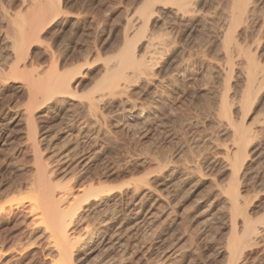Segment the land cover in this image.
I'll return each mask as SVG.
<instances>
[{
	"label": "rangeland",
	"instance_id": "obj_1",
	"mask_svg": "<svg viewBox=\"0 0 264 264\" xmlns=\"http://www.w3.org/2000/svg\"><path fill=\"white\" fill-rule=\"evenodd\" d=\"M22 1L23 0H2V1L0 0V2H1L0 7L2 6V8H0V10L4 11V12L0 11V18H2V19H0V30H1L0 32H2L0 34V75L2 77V80L4 79L3 81H1L2 84H4L3 82L6 83V81H7V83L5 85H1V82H0V194L2 192L4 193L3 195L2 194L0 195V196H2V197H0V208H3V206L5 208L3 210L4 212L2 210H0V213H1V215H0V218H1L0 219V249L5 248V250H9V252L11 250H14L16 247L19 249V250L17 248L15 249L16 251H18L17 253L14 250V253H16L17 256H16V254L14 256V253H12V255L9 254L11 257L13 256L14 258H17V259H15L16 261H14V264H18V263H20V264H26V263L27 264H32V263L33 264H35V263L36 264H40V263L41 264H52V260L54 259V252L51 250V248L49 246L46 247V244H47V242H45L46 235L43 233H40V232H42L41 231L42 228L39 227V225H37V224L32 223L33 225H36L38 227L34 228L32 226V229H31L32 224L28 223V222H30V219L25 217L26 215L24 214V211H23L26 207L25 205H27L26 202H29V199H30L27 196L28 199L26 198V201H25L24 200V198H25L24 193L26 191H28L27 187L30 185V180L33 179V177H32V175L34 174L33 172H35V169H34L35 166H32L33 165L32 162L34 161L33 160L34 156L31 155V154H33V152H32L33 151L32 150L33 144L32 143L30 144L31 141L28 140L29 139L28 137H30L29 136L30 133H29L28 128L25 127L26 126L25 123H27L26 122L27 120L26 121L24 120V114H23L25 112V108L28 104L27 103L28 98H27V92H26L27 91V89H26L27 88V81L31 77L34 79H37L35 77V75L38 76L36 74L38 71L41 72L40 73L41 76L43 75L45 78V74H47V73L50 74V72H48V71H50V70L52 71V69L55 67V65L57 64L58 61L60 62V66H59V62H58V67H61V65L63 64L62 68H60V70H62L65 67L62 71H66V70H67L66 72L69 71L68 76L70 77V79L71 78L73 79L75 77V79L72 80V82H73L72 92H75V93H73L74 94L73 100L75 99V101L73 103L68 102L67 105H64L65 107L61 111H58L57 109H54V110L51 109L50 110L48 108L49 106L46 105L47 108L45 107L44 110H48L47 114H46L47 117L46 118L44 117L43 119H40L39 121H37L36 127H37V129H39L38 134H37V138H39V140H40V138H44V136L45 137L47 136L46 137L47 139L45 141L46 142L48 140L52 141V142L50 141L51 143L48 141L50 146L52 145L51 148L48 149L47 152L44 151L45 152L44 155L42 153L43 157L46 159V162H50L49 160L52 161L53 159L57 158L66 149L75 148L76 145L74 142H72L70 144L68 141L66 143L64 140H62V138L64 139V137H65V135H64L65 134L64 133L65 132L64 131L65 130L64 129L65 124H67L66 126H68V124L69 125L72 124V121L75 122L78 118H84L83 115H85V114L87 115L85 110H83L80 105L77 106V102L79 103L80 101H82L86 97L87 93L92 92L94 90L93 88H96V85H98V83H99L98 81H100L101 77L103 76L101 74H104V70H105V68H104L105 64L104 63H106L105 60L107 58H111V55L113 56V54L119 49V47L122 46L124 35L127 32L131 31V29L132 30L134 29L133 28L134 25L132 22V17H133L132 15L135 13V11L139 7H141V4L144 2V0H56V2L57 1L60 2V4L58 3L59 5H56L57 7L60 6V8L58 7V11H57L59 13V15L57 12H51L53 15L49 13L50 15L48 14V17H46L47 16L46 15L45 16L46 18L44 17V19L41 20L43 22L39 21L38 22L39 25H38V23H36V25L39 26L38 27L39 32H35V30H34V32L36 34L38 33L37 35H39L41 37H39V39H37V40L33 39V42H32V40H31V42L28 40L27 44L24 45V47H23V50L21 53V58H20V61L22 60L23 62L27 63V67H26L27 69L26 68L22 69L23 70V72H21L22 74L19 73L17 75H13V77H12V75H10V72L7 71L8 69H6V68H9V64L12 60L11 59L12 57H10L9 42L7 41L10 39V37L12 38V32H11L12 29L10 31V28H12V27L8 25L11 22L8 23L7 19L9 18V21L10 20L15 21L16 18L14 20L13 19L14 16H12V15H14V13L16 15L20 11H21L20 12L21 14L23 12H26V9H27L26 7L30 4V2H28V1H31V0H26V2L24 0L23 2L27 3L28 5L23 3L24 4L23 6L21 4ZM54 2H55V0H54ZM18 4H20V5H18ZM205 4H207V6ZM212 6L214 8H211ZM216 7H219V8L216 9ZM22 9L25 11H23ZM201 9H202V11H204V12H202V14L205 13L203 15L200 13L202 17H204V15H206V14H207L206 17H208V16L211 17L210 19H209V17L208 18L205 17L206 20L204 19L205 22H203V23H205V24H203V26H205L206 27L205 29H208V30H205L203 28H196V27H194V28L192 27L190 29L192 35L196 36L197 38L200 39L199 43L196 45V47H198L199 49L201 47L200 52H199L198 48L197 49L195 48V51H194V49L189 51L188 48H185L180 43L181 34L179 33L178 29L173 30L174 32H172V30L169 31V29H168L169 25H166V24H165L166 27L164 25L160 24V25L154 27L155 29L153 28L152 25H149V27L152 26L153 29L151 27L150 28L148 27L149 31H150V29H151V31L154 30L155 33L156 32L159 33V31H160L161 33L158 34L160 36L162 33H163V37H164V34H165V37H169L171 35L172 39H171V37H169L171 41L167 40V38H165V37H164V39L161 38L162 36L161 37L159 36V37L161 38V40H167L168 41L167 48H169V47L175 48L176 52L174 54H171L169 52V55H172V58L174 57V60H175L174 66L177 65L178 63L182 62L185 59L183 62L188 63L190 65V67L192 68L191 71L187 74L186 79H182L181 77H179L178 83L180 82L181 85L184 83V85H182V87H184L186 89L183 90L184 88H182L180 84L178 85V87L177 86L175 87L174 85H172L170 89L166 90L165 94L169 95L171 92V94L168 97L172 96L173 101L170 98H167V95H164V97L166 96V98L164 99V97H163V99H164V100H162L163 104L161 103L159 105L162 109V114H167L168 110L171 107V110H169L171 113L168 112L170 115H177L176 113H178V115H180L179 116L180 120L183 117V119H182L183 121H181V123H182L181 126L183 125L184 121H186V123H184L185 125L182 126L183 128L180 127L179 130H176V129L173 130L172 129L173 127L170 124H168L169 126L168 125L165 126V124H167L165 122H161L162 123L161 124V123L154 121L153 123L151 122L152 124H149L150 125V126H148L149 129L143 127L142 129L139 128L140 131L136 129V131L133 130L130 132L129 130H125L126 128H124L125 131L122 130V126H120V125H122V119L118 117L119 116L118 113L113 114V116L111 115L110 116L111 118H110V117H108L109 115H106L107 114L106 111H103V112L101 111L102 113L99 112V114L101 113L103 115L105 112L106 114H104L103 117L106 115L105 117L108 119L107 120L105 118L106 120L104 119L102 121H101V118H103V117L99 116V114L97 115L98 116L97 118L99 119V121H101V122H99L101 125L100 126L101 127L100 138H103V137L104 138L101 140L103 143L99 140V144H98L99 145L98 148H99V150L101 149L102 154L100 153L99 157L97 159L93 160V162L88 167V172L90 173V176H91V174H92V176H95V177L100 176V177H98L99 182L101 181L100 179H102V177H103V179H102L103 182L101 181L102 183L100 182V184H102V185L105 184V186H107V184H108L110 186L115 187L117 184L116 187H119L118 184L121 183L120 186L122 184L123 185L130 184V186L133 187L132 189L135 188L134 186H136L137 183H140L138 181L140 177L145 178L144 176H147L148 180H149L148 181L149 186H150L149 189L152 188V191L158 190L159 192L158 191H157V193L155 192L157 195L155 194V196H153V198H151L152 200L149 199L150 204L148 202V198H147L148 196L147 197L144 196L145 191L141 190L139 192V194H140V195H138L139 200H140V196L143 198V202H142V198H141V201H139V203L143 205V210H144L143 216L138 220L136 219L137 218L136 216H132L133 220H131L130 223H128L125 227L128 230H129V228L131 230L127 231L126 234H124V236L122 238V240H125V242L130 243L129 245H131V246L128 247L129 251L127 250V252L124 253V255L122 252H120L119 250L114 249V248L105 250V249L99 247L95 250L88 251V253L85 251L86 252L85 254H82V253H84V251H78V254H77V252H75V254L73 255V257H74L73 261L76 260V261H74V264H95V263L101 264V263L105 262V259L108 256L113 257L114 254L116 256H114V258H113V261H112L113 264H153V263L154 264H170V263L171 264H228L229 257H228L227 252L230 251L228 245H229L230 240H233V232H231V229H230L232 221L230 218L231 216H230V211H229L230 210L229 205L226 204V198L224 197V195H222V197L219 196L220 192H218L219 191L218 188H220L222 185V187H223L222 189H225L230 183H232V174L229 172L230 169L228 171L224 168L225 164L221 163V162H223V160L220 157V153H222V150H220V148L221 149L224 148L225 145L229 146L230 141H228V140H230V138L227 137L226 135H224L222 133V131L219 132L220 130H222V128L219 125H217L218 122H215V120L212 116H209V114L206 115L209 120L207 119L205 121L206 116L203 115L202 113L207 114V112L204 111V107H203L202 111L199 112V110H201L202 107L195 106L196 109H194L193 104H191L193 101L192 99H194L196 97L195 92L197 94L199 89L203 88L204 91L206 90L205 91L206 93L210 92L209 94H211L214 91V90L213 91L211 90L212 84H213V87H215V89H216V85L212 82H215L214 80L216 79L215 67H216V63L219 62L218 59H220L219 58L220 55L217 53L218 50L214 48V43H215L214 39H216V34L219 31V29H216L217 27L219 28V25L217 24L219 22L217 21V19H219V18L221 19L222 16L220 13L223 14V10H221L222 9V2L220 0H218V1L217 0H215V1L214 0L213 1L212 0H206V2L200 7V10ZM213 9L215 11H213ZM219 9H220V12L218 11ZM5 10H6V12H5ZM206 10L207 11L211 10L210 14H209V12L206 13ZM216 11H218V12H216ZM54 13H57V15H55ZM213 13H215V15ZM6 15L7 16L9 15L8 18ZM23 15H24V13H23ZM51 15H52V17H51ZM4 17L6 18V22L8 24L5 22ZM130 18H131V20H130ZM156 18H158V17H156ZM207 19H208V21L210 20L212 23H210V21L208 23ZM211 19L212 20L214 19L213 20L214 24L217 25L216 28H214L215 25H213V21ZM3 20H4V22H3ZM13 21H12V23H13ZM216 21H217V23H215ZM41 23H43V24L41 25ZM130 23H132V24H130ZM161 26H163V27L161 28ZM209 26H210V28H209ZM130 27H132V28H130ZM36 28L37 27H34V29H36ZM165 28L169 31V33H170L169 36H167L169 33L167 32V30ZM213 28H214V31L217 30V32L212 31ZM202 29H203V32H201ZM157 30H159V31H157ZM7 31H8V33H7ZM36 31H37V29H36ZM149 31H147V33H149ZM254 31L255 32H253V31H249L250 33L247 32L246 35L248 36V38L245 35L244 40L249 39L251 37L252 40L249 39L250 41L256 40L258 42L257 43L256 41H254V42H256L257 45L255 44L256 47L254 45V48H252V49L254 51L256 50L255 52L253 51V54H256L257 60L259 59V55H260V60L258 62L259 63L261 62V66H262L264 64V48H263L264 47L263 46L264 40H261V41H263V42H261L260 39L264 35V32L262 31V33H260L261 31H258V30H254ZM164 32H167L168 34L164 33ZM207 32H208L209 36H207L208 35ZM177 33H178V36H177ZM255 33L257 36L255 35ZM211 34L214 36H212ZM260 34H261V36H260ZM158 35L157 36L155 35V36L158 37ZM175 36H177L178 39H176ZM204 36H206V37L203 38ZM255 36L258 38L255 39ZM6 37H9V39H7ZM140 37L142 38V40ZM207 37H209V38L212 37L214 39L212 40V38L209 39ZM262 39H264V38H262ZM138 40H140L141 44L146 43V41H145L146 38H144L142 34L139 35ZM143 40H144V42H143ZM206 40H208L210 43ZM249 40L248 41L245 40V41L251 45L252 42H250ZM170 42H172L173 44L172 45L169 44ZM203 43L205 46H200ZM258 44H260V45H258ZM176 45L179 47H173ZM180 46L182 49L180 48ZM207 46L209 49L207 48ZM190 47L191 46L189 45V48ZM204 48L206 50H208V52ZM210 49H214L215 51L211 50L209 53ZM89 50H91V51H89ZM169 50H170V48L167 50V52ZM83 51H85V52H83ZM188 51L190 53H188ZM55 52H57V53H55ZM261 52H262V54H260ZM165 54L162 56V59L169 56V55H167L168 53L166 55ZM178 54H180V56ZM189 54L191 55V57H188V56H190ZM217 54H218V57L216 56ZM212 55H213V57H212ZM51 56H52V59L55 57L56 60H54V59L51 60ZM7 58H10L11 60L8 61L9 59L7 60ZM97 58H99V59L97 60ZM178 58H179V60H178ZM182 58H184V59L182 60ZM100 59H101V61H100ZM197 59H198V62H197ZM204 59H205V63L202 62V61H204ZM206 59L210 60V63ZM211 59L214 61H211ZM7 61L9 62L8 65H6ZM51 61L52 62L54 61V63L51 64ZM84 62H86L88 64H86V63L84 64ZM162 62L163 61H161L158 66H160V64L162 66ZM192 63H193V65H192ZM196 63H198V65ZM212 63L214 65H212ZM199 64H201V65H199ZM207 64H208V66H207ZM80 65H82V66H80ZM83 65H84V67H83ZM202 65H203V68H202ZM174 66H173V68L170 67L169 70L172 71V69L174 70L175 68H177V66L176 67H174ZM205 66L208 68L210 66L209 70ZM43 69H44V71H43ZM55 69H53V70H55ZM193 69H194V72H193ZM202 69H204V70H202ZM205 69H207V70H205ZM45 70H46V72H45ZM1 71L3 72V74ZM34 72H36V73H34ZM39 72H38V74H39ZM203 73L205 74L206 77H208V78L211 77V79H213V80H211V79L209 80L208 78H206ZM71 74H73V75H71ZM6 75H10L9 76L10 79ZM4 76H6L8 79ZM41 76H38V77L42 78L43 76L42 77ZM47 76H48V74H47ZM19 78L21 79V82H20ZM180 79L183 80V83H181L182 81ZM189 79H190V81H189ZM191 79H193V80H191ZM206 79H207V81H206ZM192 83H194V84H192ZM201 83H202V86L200 87ZM206 84L207 85L209 84L208 85L209 87ZM197 85L199 88L197 87ZM21 86H22V88H21ZM173 86H174V88H173ZM186 86H188V88ZM24 87H25V89H24ZM205 87L206 88L208 87V88L204 89ZM91 88H92V90H91ZM171 89H173V90L171 91ZM176 89H177V91H179L178 93L180 94V96L182 98L178 99V97H176V95H173L175 93H172V92H174ZM191 89H193V90H191ZM260 89L258 91V94L261 97L259 99L260 102L258 100L257 106L252 110H249V111L247 110V111H244L243 113H240L241 116L238 114L239 117L237 116L238 118H236V120L239 119L238 122L243 123L244 126L248 130H250L252 132L255 131L256 136L258 135L257 139L255 138L256 137L255 136L253 139L254 141L251 142L253 144H251L252 146L250 145V147L247 151V155L249 154L248 157L246 155V167H247V169L249 167L250 168H249V170L246 171L245 179H243V180L240 179L241 181L239 180L237 182V185L240 183L238 187H239L240 192H241V198L243 197L242 198L243 203L244 204L246 203L245 205L243 204L244 211L246 210L244 212V214L247 216L248 219L255 221L256 225L264 227V221H263V219H264L263 218L264 217V141H262V140H264V131H263L264 130V121H263V119H264V117H263L264 116V83L262 84V87H260ZM89 90H91V91H89ZM209 90H211V91H209ZM184 92H186V93H184ZM182 93H183V95H182ZM89 94L90 93H88V95ZM185 94H186V96H185ZM193 94L195 97L192 96ZM79 96L81 97V99H77V97H79ZM173 96H175V98ZM189 97H193V98H189ZM176 98L178 99V101L175 100ZM151 100H150V98H148L147 99L148 102L147 101L146 102L147 103L150 102L149 104H152L153 101H151ZM174 100H175V102H174ZM168 101H170L171 103ZM182 102H183V104H182ZM188 102H190V103H188ZM69 104H71V106ZM73 104L75 105V108H74ZM164 104H167V105L163 106ZM171 104H172V106H171ZM173 104H174V106L176 104V106H179L180 108L183 106V108H185L186 110L181 108V110L178 111L179 107L176 108V110H174L176 106L174 107ZM187 104H190V106ZM162 106L165 109L162 108ZM166 106L169 108H167ZM188 106H189V109L187 108ZM21 107H23V108H21ZM76 107H78V108H76ZM198 107H200V108H198ZM65 109L66 110L68 109L70 111L67 112ZM80 109L84 113L82 111H80ZM182 109H183V111H182ZM197 109H198V111H197ZM71 110H72L73 114H70ZM189 110L193 111V113L191 112L192 117H193V121H192V118H189V117H191V116H189V114H190ZM165 111H167V112H165ZM179 112H183V113H179ZM194 112L196 114H194ZM81 113L83 115L78 116L79 114L81 115ZM119 113L122 114L121 111ZM184 113L188 114V115L186 116V115H184ZM182 114H183V116H182ZM200 114L203 116H200ZM115 115L117 116V118H115ZM198 115H199V119H197ZM60 118H62V119H60ZM162 118H163V116H162ZM188 118H189L190 122L192 121L191 124H190V122H188V120H187ZM118 120H120V121H118ZM212 120H214V121H212ZM119 122H121L120 125H119ZM187 122H188V124H187ZM193 122H195V123H193ZM163 123H165V124H163ZM202 123H203V125H201ZM205 123L206 124L208 123V124L206 125ZM209 123L212 125H210ZM116 124H118V125H116ZM156 124L161 126V127L157 126L159 128L158 129L156 127ZM192 124L193 125L195 124V126H196V124H197V126H199V124H200L201 126H199L197 128L195 126H192ZM62 125H63V127H62ZM186 125L188 126V128ZM261 126H262L263 130H262ZM39 127H41V128H39ZM103 127H104V129L102 131ZM105 127H106V129H105ZM170 127H172V128H170ZM211 127L214 129H212ZM155 128H156V130H155ZM206 128H209V130L208 129L206 130ZM216 128H220V130L217 129V131H216ZM62 129H64V130H62ZM120 129H121V131H120ZM185 129H187V130L185 131ZM61 130H62V132H61ZM106 131H108V132H106ZM119 131H120V133H119ZM134 131H135V133H133ZM146 131L148 133H146ZM157 131H158V133H157ZM27 132H28V134H27ZM122 134H124V135H122ZM206 134H207V136H206ZM125 135L128 139L125 137ZM223 135L225 138H223ZM135 136H136V138H135ZM139 136H141V137H139ZM158 136H159V138H157ZM139 138H140V140H138ZM226 138H228V139H226ZM210 139H212V140H210ZM218 139H220V141H218ZM224 139H225L224 143L229 142V144H224L223 147H221L222 146L221 144L223 143ZM155 140L157 141V143ZM214 140L219 142V143L222 140L223 141L221 142V144H218L217 142H216L217 143L216 144L214 142ZM226 140H227V142H226ZM257 140H259V141H257ZM45 141H42V144L40 143V145H39L40 148H44ZM114 141H116V142L114 143ZM198 141H199V143H198ZM27 142H28V144H27ZM159 142L161 145L159 144ZM171 142H172V144H171ZM211 142L214 144H212ZM173 143L175 144V146H178V147H175ZM254 143L256 144V146ZM113 144H114V146H113ZM64 145H66V146H64ZM133 145H136V146H133ZM212 145H214V147ZM217 145H219V147ZM59 146H62V147H59ZM115 146H116V148H115ZM181 146H183V147L181 148ZM197 146L199 147L200 150L198 149ZM104 147H105V149H104ZM121 147H123V148L125 147V148L123 149ZM53 148H55V149H53ZM79 149H81V148H79ZM139 149L142 151H140ZM136 150L138 151L140 156H137L139 154H137ZM133 151L135 153H133ZM250 151L251 152L253 151V152L250 153ZM103 152H104V154H103ZM148 152H149V155H146V153H148ZM152 152H155V153H153V157L156 156V153H157V155H159V154L161 155V157H160V155L156 156V157H160L162 160H164V162H165L164 165L166 164V162L169 159H171V160H169L168 163L172 164L174 162L175 165H173V164L169 165V167L171 169V174L167 173V171H166V165L167 164L165 165V167H164V165L162 166L165 168L164 169L165 172L163 170H162L163 172L160 171L161 169H163L162 167H161V169H159V171H160L159 172V171H157V169H158L157 166L155 164L149 162V159L151 158L150 155H152ZM53 153H54V156H53ZM121 153H124V154L121 155ZM189 153H190V155H189ZM57 154H59V155H57ZM144 154L147 157L148 156L149 157L146 158L144 156ZM141 155H143V156H141ZM164 155H166L167 157L166 156L163 157ZM49 156H52V158L50 159ZM134 156H135V159H134ZM171 156H172V158H171ZM138 157H140V159ZM142 157H144V160ZM47 158H49L48 161H47ZM131 158H132V160H131ZM166 158H168V160ZM247 158H248V160H247ZM128 159L130 160L129 163L127 161ZM177 159H178V161H177ZM211 159L213 160L212 162H210ZM203 160H205L204 163L202 162ZM30 161H32V162H30ZM144 161H146V162H144ZM184 162H186V163H184ZM33 163H35V161ZM193 163H194V165H193ZM69 164L71 167L69 166ZM69 164L66 163V164H62V165L60 164L59 165V167L61 166L60 168H63L64 166H65L64 168H66V166H67V168L65 170L64 169L59 170V171H62V172H59V175L61 174L59 178H61V179L63 178L64 174L67 172L66 175L64 176V179H62L64 181L69 180V178L71 177L70 174H72V172L74 170L72 168L75 167L76 162H70ZM140 164L141 165L143 164V165L141 166ZM176 164L178 165L179 168L177 167ZM105 165H106V167H105ZM114 165H116V166H114ZM220 165H221V167H220ZM222 165H223V167H222ZM184 166L185 167L190 166V167L184 168ZM192 166H194V168L195 167L196 168L194 169ZM131 167L133 169H131ZM172 167L173 168L175 167V169H176L175 172H174L175 169L173 170ZM118 168H119V170H118ZM144 168H145V170H143ZM155 168H156V172H154ZM180 168H181V171H179ZM91 169L93 171H91ZM98 169L100 170V172L101 171H103V172L99 173ZM115 169H116V171H115ZM189 169L190 170L194 169L195 171L192 172L193 170L189 171ZM94 170H96V171H94ZM145 171H146V173H145ZM148 171H150V172H148ZM69 172H71V173H69ZM188 172H192V173H188ZM68 173H69L70 177H69V175H67ZM96 173H97V175H96ZM102 173H104V174H102ZM154 173H156L157 175ZM162 173L165 175V177H164V175L161 176ZM195 173H198V174H195ZM67 177H68V179H67ZM197 177H199V179ZM135 178H137L138 180L137 179L135 180ZM165 179H167V181H164ZM27 180H28V183L25 182ZM123 180H124V182H123ZM214 180L216 183L214 182ZM96 181H95V183H96ZM104 181H106V182H104ZM20 182L21 183L23 182L22 186L20 185ZM129 182H131V183H129ZM31 183H32V181H31ZM174 183L176 185L177 184L178 185L176 186ZM15 184L17 186L19 185L18 188ZM25 184H27V187H25L26 186ZM216 186H218V187H216ZM24 187H25V190H23ZM165 188H167V189H165ZM179 188H180V190H179ZM160 190L163 193L160 192ZM6 194H8V195H6ZM26 194H27V192L25 193V195ZM160 194H162V196ZM5 195H6V197L9 196L8 199H6ZM169 195H170V197H168ZM20 196H24V197H20ZM162 197H163V199H162ZM3 200L6 202H4ZM22 200H24V201H22ZM3 202L6 206L3 204ZM9 202H11L13 204H11V203L8 204ZM24 202H25V204H24ZM21 203H23V204H21ZM165 203H167L168 205ZM7 205L13 209L11 210V208L7 207ZM11 205H13V206H11ZM21 205H24L23 206L24 209H22L23 207ZM158 206H159V208H158ZM21 209H22V212H21ZM5 210H6V212H9V213L6 214ZM165 210L167 212H165ZM144 214H145V218H144ZM149 215H151L152 217ZM153 215H155V217ZM2 216H3V218H2ZM150 217H151V220H150ZM152 218H153L154 222H153ZM240 218L242 219V216H239V219ZM94 219H93V221H94ZM141 221H143V222H141ZM256 221H259V222L257 223ZM94 222H96V220ZM132 222H133V225L136 224V225H134V228H132L133 227ZM146 222L149 224H147ZM150 223H151V225H150ZM144 225H146L147 229ZM135 226L138 228H136ZM143 230H145V231H143ZM131 233H133V234H131ZM40 235L42 236V238ZM141 235H143V236H141ZM129 236L131 238L132 237H134V238H132L131 241H130V239L128 241V238H130ZM141 237L143 238V240ZM24 240L26 243L24 242ZM5 242H7L6 243L7 245L5 244ZM22 242H23V244H22ZM3 243H4V246L2 247ZM10 243H11V245H10ZM12 243H14V244H12ZM30 243H32V244L29 247ZM262 243L264 244V242L261 241V242L255 243L253 247H251L253 244L251 246H249L246 249V253L244 251V253L246 255L245 256H244V254L242 255L243 258L241 257L242 258L241 261L245 260L246 262L244 261L243 262L244 264H247V263L248 264H254V263L255 264H264V254H263L264 253V245ZM19 244L22 246V248L24 250L21 248V246ZM9 245H10V249H8ZM25 245H26V247H23ZM134 245H136V246H134ZM13 247H15V248H13ZM19 247L23 250V252L20 251ZM29 248H31V249H29ZM49 249H50L51 253H50ZM25 250H26V252H25ZM249 250H251V251H249ZM36 251H37V253H36ZM20 252H22V253L20 254ZM40 252H42V254ZM128 252L129 253L131 252V253L129 254ZM47 256H48V258H47ZM98 256H99V258H98ZM51 257H52V260H51ZM121 257L123 258V260L121 259ZM124 257L126 259H124ZM116 258L119 259L120 261L117 260ZM165 258L166 259L168 258V260H166ZM247 258H248V261L246 260ZM161 259H163L165 261H163ZM78 260H79V262H78ZM255 260H256V262H255ZM53 261H55V260H53Z\"/></svg>",
	"mask_w": 264,
	"mask_h": 264
},
{
	"label": "bare ground",
	"instance_id": "obj_2",
	"mask_svg": "<svg viewBox=\"0 0 264 264\" xmlns=\"http://www.w3.org/2000/svg\"><path fill=\"white\" fill-rule=\"evenodd\" d=\"M23 1L21 3L22 6L24 4H27V3H25L26 0H25V2H23ZM220 1L222 2V9L221 10H223V14L220 13L221 16H222L221 19L219 18L220 16L217 14L219 16L218 17L219 19H217V21L219 23H217V21L215 22V23H217L219 25V28L218 27L216 28L217 25L214 24V21H213L216 17L213 20L211 19L213 21V25H215L214 28L219 29L218 32H217V30L214 31V28H213V30L211 29L212 31L217 32L216 39H214L212 37L211 38H212V40L213 39L215 40L214 48L218 50V52L217 51L216 52L220 55L219 56L220 59H218L219 62L216 63V67H215V69H216V79L214 80L215 82H212V83H214L216 85V89H215V87H213V84H212V89L211 90L212 91L214 90V91L211 94H209L210 92L209 93H206L205 92L206 90L204 91L203 88L199 89V91L197 90L198 93L196 94V92H195L196 97L194 96V94L192 95L195 98L192 99L193 101L191 100L192 101L191 104H193L194 109H196L195 106L202 107L201 110H199V112L202 111V109L204 107V111L207 112V114H204V113H202V114L205 115V116L208 115V114H209V116H212L214 118L215 122H218L217 125H219L222 128V130H220V128H216V131H217V129H219L220 130V131L218 130L219 132L222 131V133L224 135H226L227 137L230 138V140H228V141H230V145L229 146L225 145L224 148H222V149L220 148V150H222V153H220V157L223 160V162H221V163L225 164L224 168L226 170H228V171L230 169L229 172L232 174V183H230L225 189H222L223 187L221 185V187L218 188L219 189L218 192H220V194H221V195L219 194V196L222 197V195H224V197L226 198V204L229 205V209H230L229 211H230V216H231L230 218H231V221H232L231 228L230 229H231V232H233V240H230L229 245H228L229 250H230V251H228L229 253L227 252L228 257H229L228 264H244L243 262L245 260L241 261V259L243 258V256H242L243 254H244V256L246 255L245 254L246 253V249L249 246H251L254 242L255 243L261 242V241L264 242V227L256 225L255 221H253L251 219H248L247 216L244 214V212L246 210L244 211V206H243L244 203H243V200H242L243 197L241 198V192H240V189L238 187L240 183L237 185V182L240 179H242V180L245 179V177H246V171L249 170V168H250L249 167L247 169V167H246V155H247V151H248L250 145L253 144L251 142L254 141L253 139L256 136V133H255V131L252 132V131L248 130L244 126V124L243 123H239L238 122L239 119L236 120V118L239 117L238 114L240 115V113H243L244 111H247V110L249 111V110L254 109L257 106L258 100L261 97V96H259L258 91H259L260 87H262V84L264 83V66H263L264 64L261 66V62L260 63L258 62L260 60V55H259V59L257 60L256 59V54H253V51L254 50L252 48H254V45L256 44L257 41L256 40H254L256 42L250 41L249 39L252 40L251 37L249 39H245L247 41L249 40L250 42H252L251 45H250L248 42H246L244 40V36L249 31L255 32L254 30H258V31H261L260 33H262V31L264 32V0H220ZM28 2H30V4L29 5L27 4L28 5L26 7L27 9L25 8L26 9V12H23L24 15H23V13L22 14L20 13L21 11L19 13L17 12L18 14H16V15H15V13H14V15H12V16H14V18H13L14 20L16 18L15 21L12 20L13 23H12L11 20L9 21V18H8L9 15L8 16L6 15L7 18H8L7 19L8 23L11 22L12 24L11 23L8 24L6 22V18L4 17L5 22L9 26L12 27V28H10V31L12 29V31H11L12 32V38L10 37V39H9V37H6L7 39H9V40H7V39L6 40L9 42L10 50L9 49L8 50L10 51V57H12L11 58L12 60L10 58H7V60L9 59L8 61L11 60V62H10V64H9L8 61L6 62L7 64L5 63L6 65L9 64V68H6V69H8L7 71L10 72V75H12V77H13V75H17V74L23 72L22 69H25L27 67V63L26 62H23L22 60L20 61L21 53H22V50H23L24 45L27 44V41L28 40L30 42L32 40V42H33V39H36L37 40V39H39V37H41V36L37 35L38 33L37 34L35 33V32H39L38 31V29H39L38 28L39 27L38 26L39 25L38 22L41 21V20H43L46 15H47L46 17H48V14L49 13L52 14L51 12H57L58 11V7L60 8V6H58V7L56 6V5H59L60 4V2H58V1L56 2V0H55V2H54V0H31V1H28ZM205 2H206V0H144V2L141 4V7H139L135 11V13L132 15L133 16L132 17V22H133V25H134L133 26L134 29L133 30L131 29V31L127 32L124 35L123 42H122V46L119 47V49L116 51L117 53L115 52L113 54V56L110 54L111 55V58H107L108 60L107 59L106 60L104 59L106 61V63H104L105 64V67H104L105 70H104V74H101L103 76L102 77L100 76L101 77L100 81L97 80L99 82L98 85H96V88H93L92 87L94 90L92 92H88L90 94L88 95V93H87L88 96L86 95V97L82 101H80L79 103L77 102V106L80 105L81 108L83 110H85V112L87 113V115L86 114L83 115L82 113H81V115L79 114L78 116H82L83 115L84 118H78L75 122L72 121V124H70V125L68 124V126H66L67 124H65V128H64L65 130L62 129V130L65 131L64 132L65 133L64 134L65 137H64V139L62 138V140H64L66 143L68 141L70 144L72 142H74L75 145H76L75 148H69L68 147L69 149H66L61 155L57 154L59 156L57 158L53 159L52 161L49 160V158L51 159L52 156H49V158H47V161L49 160L50 162H46V159L43 157V155L45 153L44 151L47 152V150L51 148L52 145L50 146V144H49V142L51 140H48L49 142L48 141L46 142L45 140L47 139L46 138L47 136L46 137L44 136V138H40V140H39V138H37V134H38V130H39L36 127L37 121H39L40 119H43L44 117L45 118L47 117L46 114H47V111L48 110H44V108L46 107V105L49 106L48 108L50 110L51 109L52 110L57 109L58 111H61L62 109H64V107H65L64 105H67L68 102H72L73 103L75 101V99L73 100V96H74L73 93H75V92H72V84H73L72 80H74L75 77L73 79L72 78L70 79V77L68 76V72L69 71L66 72L67 71L66 69H65L66 71H62L65 68L64 66H63L64 68L62 70H60V68H62V65L63 64L61 65V67H58V62H59L58 61L57 64L55 65V67L52 65L54 67V68L53 67L52 68L53 69L56 68V69L55 70L52 69V71L51 70L48 71V72H50V74L47 73L48 76H47V74H45V78H44L43 75H42L43 77L41 76V74H40L41 72L38 71L39 72V74H38V72L36 71L37 73L36 72H34V73H36L38 76H41L42 78H40V77H38V76H36L34 74L37 79H34L32 77L30 79H28V81H27V88H26L27 89L26 92H27V98H28V102L27 103L28 104H27V106L25 108V112L23 114H24V120L25 121L27 120L26 121L27 123H25L26 126L25 125L24 126L26 128H28L29 133H30L29 134L30 137H28L29 138L28 140L31 141L30 144L31 143L33 144L32 145V147H33L32 150L33 151L31 150L33 152V154H31V155L34 156L33 160L35 161V163H33L34 161L33 162L30 161V162H32V164H33L32 166H35V168H34L35 169V172H33L34 174L32 175L33 179H31V180L29 179L30 180V185L27 187V184H25L26 185L25 187L28 188L27 189L28 191H26L27 192L26 195H25L26 192L24 191L25 192L24 193V196H25L24 200L26 201V198L28 199V197H29L30 198L29 199V202H26L27 205H25L26 206L25 209L23 207L24 205H21V206L23 207L22 209H24L23 211H24V214L26 215L25 217H27V218L30 219V222H28V223H30V224L34 223V224L39 225V227L42 228V230H41L42 232H40V233H43V234L46 235V240L44 239L45 242H47L46 247L49 246L51 248V250L54 252V259L53 260H55V261H53L52 260V257H51L52 264H74V261H76V260L73 261V258H74L73 255L75 254V252H77V254H78V251H84V253H82V254H85L86 252L88 253V251L95 250V249H97L99 247H101V248H103L105 250L113 249L114 248V249H117L120 252H122L123 255H124V253L127 252L128 247L131 246V245H129L130 244L129 242L128 243L125 242V240H122V238H123L124 234H126L127 231H130L131 230L129 228L130 226L128 227L129 230L127 228H125V227H126V225L128 223H130L131 220H133V217L132 216H136L137 217L136 218L137 220L140 219L143 216V211H144L143 210V205L139 203V201H141V198L142 197L140 196V200H139V198H138V195H140L139 192L141 190L142 191H145L144 196H146V197L148 196L147 198H148V202H149V199L153 198V196H155V194L157 193L158 190L157 191L156 190L152 191V188L149 189L150 186H149V182H148L149 180H148V177L147 176H144L145 178H141L140 177L139 180L137 178H135V180L137 179L140 183H137V185L134 186L135 187L134 189H132L133 187H131L130 184H128L129 186L127 184H126L127 186L126 185H123V184L120 186L121 183L118 184L119 187H116L117 184H116L115 187L114 186H110L108 184H107V186H105V184L104 185L100 184V182L102 181L103 177H102V179H100L101 181L99 182V178L98 177H100V176H98V177L96 176L98 179L95 176H92V174L90 176V173L88 172V167L93 162V160H95V159H97L99 157V155L101 153V149L99 150V148H98L99 147V145H98L99 144V140L101 141L104 138V137L103 138H100V130H101V127L100 126L101 125H100L99 122H101L102 120H104L106 118L105 117L106 115H109L108 117H110L111 115L113 116V114H115V113L117 114L118 113V115H119L118 117L122 119V125H120L121 122H119V125L122 126V130H124V128H126L125 130H129L130 132L133 131V130L136 131V129L140 131L139 128L142 129L143 127L148 128V126H150L149 124H152L154 121L155 122H158V123L165 122V123H167V124L163 123V124H165V126L168 125V124H170L173 127V128L172 127H170V128H172L173 130L174 129L179 130L180 127H182V126L185 125L184 123H186V121H184L183 125L181 126V124H182L181 121H183L182 120L183 117L180 120V118H179L180 115H178V113H176L177 115H170L169 114V113H171L169 111V110H171V107L169 105L168 106L170 107V109L169 110L167 109L169 113L167 111H165V112H167V114H162V109L159 106L161 103L163 104V101L162 100H164L166 98V96L164 97V95H167V98H170L173 101L172 96L171 97H168L171 94V92H170L169 95L168 94H165L166 93V90L167 89H170L172 85H174L175 87L176 86L178 87V85L180 84V82L178 83L179 77H181L182 79H186L187 74L192 69L188 63L183 62L185 60L184 58H182V60L184 59L182 62H180V63H178L177 65L174 66V64H175L174 57L172 58V55H169V52L171 54H174L176 52V50H175V48L169 47L170 50L167 52V50L169 49V48H167V44H168V41L167 40H170L169 37H171L169 31L172 30V32H174L173 30H177L178 29L179 33L181 34L180 43L185 48H188L189 51H191L192 49H194V51H195V48L196 49L198 48V47H196V45L199 43V40L200 39L197 38L196 36H193L192 33H191V31H190V29L192 27L193 28L194 27H196V28H203V29L206 28L205 26H203V24H205L203 22H205V20H206L205 17L207 16V14L204 15V17H202L201 14L204 11H202V9L200 10V7ZM18 5H20V4H18ZM205 5L207 6V4H205ZM219 7H216V9L219 8ZM0 8H2V6ZM211 8H214V7L212 6ZM0 11H2V10H0ZM23 11H25V10H23ZM213 11H215V10L213 9ZM218 11L220 12V9ZM218 11H216V12H218ZM2 12H4V11H2ZM5 12H6V10H5ZM208 12L210 14L211 10L210 11H207L206 10V13H208ZM57 13H54V14L57 15ZM215 13H213V14L215 15ZM203 14H205V13H203ZM52 15H51V17H52ZM58 15H59V13H58ZM156 17H158V18H156ZM208 17H206V18H208ZM210 18L211 17H209V19ZM0 19H2V18H0ZM130 20H131V18H130ZM207 21H208V19H207ZM209 21H208V23H209ZM3 22H4V20H3ZM41 22H43V21H41ZM36 23H38V25H36ZM210 23H212V22L210 21ZM42 24L43 23H41V25ZM130 24H132V23H130ZM160 24H162L164 26H165V24L166 25H169V27H168L169 31L165 28L169 34L167 32H164V33H167L168 34L167 36L170 35L169 37H165V34H164V37L167 38V40H161V38L164 39V37H163V33L161 34L162 37L160 35H158L159 33H161L159 30H157V31H159V33H157V32L155 33L154 30L151 31V29H150V31L148 30L150 27L152 28V26H153V28H154V27H156V26H158ZM149 25H152V26L149 27ZM34 27H37L36 28L37 31H36V29H34ZM162 27L163 26H161V28ZM130 28H132V27H130ZM209 28H210V26H209ZM203 29L201 30V32H203ZM34 30H35V32H34ZM205 30H208V29H205ZM147 31H149V33H147ZM1 33L2 32H0V34ZM7 33H8V31H7ZM141 34L143 35L144 38H146V40H145L146 43L145 44L142 43L143 45L141 44L140 40H138V37ZM207 34H208V32H207ZM155 35L156 36L158 35V37H156ZM255 35H256V33H255ZM177 36H178V33H177ZM177 36H175L176 39H178ZM207 36H209V34ZM212 36H214V35H212ZM256 36H255V39L258 38ZM260 36H261V34H260ZM263 36H262V38H264ZM205 37L206 36H204L203 38H205ZM207 38H209V37H207ZM211 38H209V39H211ZM247 38H248V36H247ZM262 38L261 39L259 38L260 41L261 40H264ZM171 39H172V37H171ZM141 40H142V38H141ZM208 40H206V41H208ZM143 42H144V40H143ZM261 42H263V41H261ZM169 44L172 45L173 43L170 42ZM189 45L191 46L190 48H189ZM256 45H255V47H256ZM258 45H260V44H258ZM200 46H205V45L203 43ZM263 46H264V44H263ZM173 47H179V46L176 45V46H173ZM180 48H181V46H180ZM207 48H208V46H207ZM200 49H201V47H200ZM200 49L198 48L199 52H200ZM211 50L215 51L214 49H210L209 50V53H210ZM89 51H91V50H89ZM189 51H188V53H190ZM206 51L208 52V50H206ZM57 52H55V53H57ZM83 52H85V51H83ZM165 53L166 54L168 53L167 55H169V56H167L164 59H162V56ZM218 54L216 55L217 57H218ZM260 54H262V52ZM178 55L180 56V54H178ZM188 57H191V55L188 56ZM212 57H213V55H212ZM53 59L56 60L55 57ZM53 59H52V56H51V60H53ZM98 59L99 58H97V60ZM178 60H179V58H178ZM206 60H208V59H206ZM100 61H101V59H100ZM161 61H163V62H162V66L160 64V66H161L160 67L158 65H159V63ZM208 61L210 63V60H208ZM211 61H214V60L211 59ZM197 62H198V59H197ZM202 62L205 63V59ZM52 63H54V61L53 62L51 61V64ZM85 63L86 62H84V64ZM193 63H192V65H193ZM213 63H212V65H214ZM86 64H88V63H86ZM196 64L198 65V63H196ZM201 64H199V65H201ZM203 65H202V68H203ZM59 66H60V62H59ZM80 66H82V65H80ZM173 66L174 67L177 66V68H175L173 70L172 69ZM207 66H208V64H207ZM210 66H209V68H210ZM83 67H84V65H83ZM170 67H172L171 68L172 71L169 70ZM206 68L209 70L208 67H206ZM207 69H205V70H207ZM202 70H204V69H202ZM43 71H44V69H43ZM3 72H2V74H3ZM45 72H46V70H45ZM193 72H194V69H193ZM10 75H6V76L9 77ZM71 75H73V74H71ZM6 76H4V77H6ZM204 76H205V74H204ZM206 78H208V77H206ZM9 79H10V77H9ZM208 79L210 80L211 77L208 78ZM3 80H2V77L0 75V82L3 81ZM191 80H193V79H191ZM211 80H213V79H211ZM181 81H182L181 83H183V80H181ZM189 81H190V79H189ZM206 81H207V79H206ZM20 82H21V79H20ZM3 83L4 84H2V82H1V85H5L7 83V81H6V83L5 82H3ZM192 84H194V83H192ZM182 85H184V83ZM182 85H181V87H182ZM174 86H173V88H174ZM201 86H202V83H201L200 87ZM25 87H24V89H25ZM186 87L188 88V86H186ZM197 87H198V85H197ZM21 88H22V86H21ZM92 88H91V90H92ZM182 88H184V87H182ZM207 88L205 87L204 89H207ZM185 89L186 88H184L183 90H185ZM91 90H89V91H91ZM172 90L173 89H171V91ZM191 90H193V89H191ZM211 90H209V91H211ZM178 92L179 91H177V89H176L172 93H175L173 95H176V97H178V99H180L182 97L180 96V94ZM184 93H186V92H184ZM182 95H183V93H182ZM185 96H186V94H185ZM163 97H164V99H163ZM173 97L175 98V96H173ZM148 98H150V100L152 99L151 100V101H153L152 104H149L150 102L147 103L148 102L147 101ZM189 98H193V97H189ZM77 99H81V97L79 96V97H77ZM178 99L176 98L175 100L178 101ZM175 100H174V102H175ZM168 102H170V101H168ZM259 102H260V100H259ZM188 103H190V102H188ZM71 104H69V105L71 106ZM182 104H183V102H182ZM165 105H167V104H164L163 106H165ZM187 105L190 106V104H187ZM163 106H162V108H164ZM171 106H172V104H171ZM173 106H174V104H173ZM175 106H176V104H175ZM189 106L187 107L188 109H189ZM169 107H167V108H169ZM178 107L179 106H176L174 110H176V108H178ZM200 107H198V108H200ZM21 108H23V107H21ZM74 108H75V105H74ZM76 108H78V107H76ZM181 108H183V106ZM181 108L179 107V110L178 111H180ZM183 109H185V108H183ZM183 109H182V111H183ZM66 111L68 112L70 110L67 109ZM80 111H82V110L80 109ZM101 111L102 112L103 111H106L107 114L104 112V114H106V115L103 117L104 114L102 115L101 114L102 113ZM120 111L122 112V114L119 113ZM197 111H198V109H197ZM99 112H101L100 113L101 115L99 114ZM191 112L193 113V111H190L189 116H191V117H189V116L188 117L189 118H192V121H193V117H192ZM179 113H183V112H179ZM70 114H73L72 110H71V113ZM98 114H99V116H102L103 117V118H101V121H99V119L97 118L98 117L97 116ZM194 114H196V113L194 112ZM184 115L187 116L188 114H185L184 113ZM203 115L200 114V116H203ZM162 116H163V118H162ZM182 116H183V114H182ZM115 118H117L116 115H115ZM189 118L187 119L188 122H190L189 121ZM60 119H62V118H60ZM197 119H199V115H198V118ZM207 119L208 118L206 116L205 121ZM214 120H212V121H214ZM118 121H120V120H118ZM263 121H264V119H263ZM188 122H187V124H188ZM191 122H190V124H191ZM193 123H195V122H193ZM116 125H118V124H116ZM201 125H203V123ZM201 125L199 124V126H201ZM210 125H212V124H210ZM157 126L158 127H161V126H159V125L156 124V127ZM192 126H195V124L194 125L192 124ZM199 126H197V124H196L195 127L198 128ZM62 127H63V125H62ZM39 128H41V127H39ZM187 128H188V126H187ZM209 128H206V130L207 129L209 130ZM214 128H212V129H214ZM261 128H262V126H261ZM103 129H104V127L102 128V131H103ZM105 129H106V127H105ZM62 130H61V132H62ZM155 130H156V128H155ZM186 130L187 129H185V131ZM262 130H263V128H262ZM120 131H121V129H120ZM120 131H119V133H120ZM135 131L133 133H135ZM106 132H108V131H106ZM146 133H148V132L146 131ZM157 133H158V131H157ZM27 134H28V132H27ZM122 135H124V134H122ZM224 135H223V138H225ZM206 136H207V134H206ZM125 137H126V135H125ZM139 137H141V136H139ZM257 137H258V135L255 138L257 139ZM135 138H136V136H135ZM157 138H159V136ZM212 139H210V140H212ZM226 139H228V138H226ZM138 140H140V138ZM42 141H45V144H44L45 146L43 145L44 148H40V146H39L40 143L42 144ZM116 141H114V143ZM218 141H220V139H218ZM257 141H259V140H257ZM262 141H264V140H262ZM172 142H171V144H172ZM214 142L216 143L217 141L214 140ZM221 142L220 143L217 142V143L218 144H221ZM224 142H225V139H224L223 143L221 144L222 145L221 147H223L224 144H229V142H227V140H226L227 143H224ZM156 143H157V141H156ZM198 143H199V141H198ZM27 144H28V142H27ZM159 144H160V142H159ZM212 144H214V143H212ZM64 146H66V145H64ZM113 146H114V144H113ZM133 146H136V145H133ZM174 146H175V144H174ZM212 146L214 147V145H212ZM217 146L219 147V145H217ZM255 146H256V144H255ZM59 147H62V146H59ZM175 147H178V146H175ZM182 147L183 146H181V148ZM79 148H81V149H79ZM115 148H116V146H115ZM121 148H123V147H121ZM53 149H55V148H53ZM104 149H105V147H104ZM198 149H199V147H198ZM140 151H142V150H140ZM252 152L250 151V153H252ZM42 153H43V155H42ZM133 153H135V152L133 151ZM153 153H155V152H152V155H150L151 158L149 159V162L155 164L157 166V168H158L157 171H159V169H161V167L164 165L165 162H164V160H162L160 158L161 157L160 154H159L160 157H156V156H159V155H157V153H156V156L153 157ZM103 154H104V152H103ZM122 154H124V153H121V155ZM137 154H139L138 151H137ZM146 155H149V152L146 153ZM146 155L144 154V156L146 158H148L149 156L147 157ZM189 155H190V153H189ZM248 155H247V157H248ZM53 156H54V153H53ZM137 156H140V154L137 155ZM141 156H143V155H141ZM165 156L166 155H164L163 157H165ZM138 158L140 159V157H138ZM142 158L144 160V157H142ZM171 158H172V156H171ZM134 159H135V156H134ZM166 159L168 160V158H166ZM131 160H132V158H131ZM169 160H171V159H169ZM169 160L166 162L167 165L166 164L165 165H166V171H167V173L171 174V169H170L169 165H172V164L175 165V164H174L173 161H172L173 163L171 162L172 164L168 163ZM247 160H248V158H247ZM127 161L129 163L130 160L128 159ZM177 161H178V159H177ZM204 161L205 160H203L202 162L204 163ZM212 161L213 160L211 159L210 162H212ZM70 162H76V164H75V167L73 166L74 168H72L74 170H73L72 174H70L71 177L69 175V173H71V172H69L67 174L70 177L69 180L64 181L62 179H64V176L66 175L67 172L64 174L63 178L61 179V178H59L60 175H61V174L59 175V172H62V171H59V170L60 169H64L65 170L67 168V166H66V168H64L65 166L63 168H60L61 166L59 167V165L60 164L61 165L62 164H66V163L69 164ZM144 162H146V161H144ZM184 163H186V162H184ZM165 165H164V167H165ZM193 165H194V163H193ZM69 166H70V164H69ZM114 166H116V165H114ZM105 167H106V165H105ZM164 167H162L163 169L160 170L161 172L164 171V169H165ZM177 167H178V165H177ZM186 167L184 166V168H186ZM189 167H187V168H189ZM192 167L194 168V166H192ZM220 167H221V165H220ZM222 167H223V165H222ZM131 169H133V168L131 167ZM174 169H175V167L173 168V170ZM190 169H189V171H192V170H193L192 172L195 171L194 169H192V170H190ZM118 170H119V168H118ZM143 170H145V168ZM91 171H93V170L91 169ZM94 171H96V170H94ZM115 171H116V169H115ZM175 171H176V169L174 170V172ZM179 171H181V168H180ZM101 172H103V171H101ZM101 172L99 170V173H101ZM148 172H150V171H148ZM154 172H156V168H155V171ZM192 172H188V173H192ZM145 173H146V171H145ZM102 174H104V173H102ZM154 174H156V173H154ZM195 174H198V173H195ZM96 175H97V173H96ZM163 175L164 174L162 173L161 176H163ZM164 177H165V175H164ZM197 178L199 179V177H197ZM67 179H68V177H67ZM31 181H32V183H31ZM95 181H96V183H95ZM164 181H167V179H165ZM25 182L28 183V180L25 181ZM104 182H106V181H104ZM123 182H124V180H123ZM214 182H215V180H214ZM22 183L20 182V185L21 186H22ZM129 183H131V182H129ZM18 186H17V188H18ZM218 186H216V187H218ZM25 187H24V189L23 188L22 189L25 190ZM165 189H167V188H165ZM179 190H180V188H179ZM160 192H162V191L160 190ZM1 194L3 195L4 193L2 192ZM6 195H8V194H6ZM6 195H5V197H6ZM160 195L162 196V194H160ZM24 196H20V197H24ZM0 197H2V196H0ZM8 197L9 196H7L6 199H8ZM168 197H170V195ZM162 199H163V197H162ZM24 200H22V201H24ZM4 202H6V201H4ZM4 202H3V204H4ZM142 202H143V198H142ZM10 203L11 202H9L8 204H10ZM11 204H13V203H11ZM21 204H23V203H21ZM24 204H25V202H24ZM149 204H150V202H149ZM165 204H167V203H165ZM11 206H13V205H11ZM7 207H9V206L7 205ZM9 208H11V207H9ZM158 208H159V206H158ZM4 209H5L4 206H3V208H0V210H2V211ZM12 209L13 208H11V210ZM22 209H21V212H22ZM5 212H6V210H5ZM165 212H167V211L165 210ZM8 213L9 212H6V214H8ZM0 215H1V213H0ZM149 216H151V215H149ZM153 216L155 217V215H153ZM239 216H242V219L241 218L239 219ZM151 217H150V220H151ZM2 218H3V216H2ZM144 218H145V214H144ZM93 219H94V221L96 220V222H94ZM152 220H153V218H152ZM263 221H264V219H263ZM141 222H143V221H141ZM153 222H154V220H153ZM256 222L258 223L259 221H256ZM147 224H149V223H147ZM132 225H133V222H132ZM134 225H136V224H134ZM134 225H133L132 228H134ZM146 225H144V226L146 227ZM150 225H151V223H150ZM32 226L34 228L35 227H38V226L32 224L31 225V229H32ZM136 228H138V227H136ZM146 229H147V227H146ZM143 231H145V230H143ZM131 234H133V233H131ZM141 236H143V235H141ZM41 238H42V236H41ZM132 238H134V237H132ZM132 238L131 237L128 238V241H129V239L131 241ZM142 240H143V238H142ZM24 242H25V240H24ZM6 243L7 242H5V244ZM12 244H14V243H12ZM22 244H23V242H22ZM31 244L32 243H30L29 247L31 246ZM254 244L251 247H253ZM10 245H11V243H10ZM10 245H9L8 249H10ZM3 246H4V243H3L2 247ZM134 246H136V245H134ZM23 247H26V245L23 246ZM13 248H15V247H13ZM21 248H22V246H21ZM21 248H20V251L23 252L24 249L22 248L23 249L22 250ZM29 249H31V248H29ZM14 250H11L9 252V250H5V248L0 249V264H14V261H16L15 259H17V258H14L13 256H12L13 257L12 258L9 255V254L12 255V253H14ZM26 250H25V252H26ZM251 250H249V251H251ZM49 251H50V249H49ZM244 251H245V253H244ZM17 252L18 251H16V253ZM22 252H20V254ZM16 253H14V256H15ZM36 253H37V251H36ZM40 253L42 254V252H40ZM50 253H51V251H50ZM16 256H17V254H16ZM48 256H47V258H48ZM99 256H98V258H99ZM114 256H116V255L114 254ZM114 256L113 257L108 256L105 259V262H103L101 264H113L112 261H113ZM121 259L123 260L122 257H121ZM124 259H126V258L124 257ZM117 260H119V259H117ZM161 260H163V259H161ZM166 260H168V258ZM246 260L248 261V258ZM163 261H165V260H163ZM78 262H79V260H78ZM255 262H256V260H255ZM18 264H20V263H18Z\"/></svg>",
	"mask_w": 264,
	"mask_h": 264
}]
</instances>
